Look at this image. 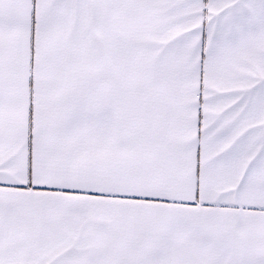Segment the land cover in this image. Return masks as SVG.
<instances>
[{
  "label": "snow or ice",
  "instance_id": "1",
  "mask_svg": "<svg viewBox=\"0 0 264 264\" xmlns=\"http://www.w3.org/2000/svg\"><path fill=\"white\" fill-rule=\"evenodd\" d=\"M0 264H264V0H0Z\"/></svg>",
  "mask_w": 264,
  "mask_h": 264
}]
</instances>
